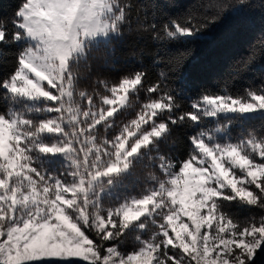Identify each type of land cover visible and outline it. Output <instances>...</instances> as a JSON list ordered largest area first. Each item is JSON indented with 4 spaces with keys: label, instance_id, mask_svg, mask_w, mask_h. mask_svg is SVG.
Masks as SVG:
<instances>
[{
    "label": "snow or ice",
    "instance_id": "1",
    "mask_svg": "<svg viewBox=\"0 0 264 264\" xmlns=\"http://www.w3.org/2000/svg\"><path fill=\"white\" fill-rule=\"evenodd\" d=\"M173 6L0 15V264H264V83L233 89L264 37L215 89L190 95L179 75L182 46L264 0ZM118 46L140 67L114 79Z\"/></svg>",
    "mask_w": 264,
    "mask_h": 264
},
{
    "label": "trees",
    "instance_id": "2",
    "mask_svg": "<svg viewBox=\"0 0 264 264\" xmlns=\"http://www.w3.org/2000/svg\"><path fill=\"white\" fill-rule=\"evenodd\" d=\"M144 2H151V0H144ZM168 2L174 5L168 8V12L177 15L185 12L197 0H168ZM19 3L20 0H0V15H10ZM262 37H264V12L260 9L227 17L210 29L200 40L182 46L191 50V55L179 72L184 87L190 95L205 88L215 89L221 81L229 77L232 66L246 56L250 48ZM143 44L144 42H141L139 46ZM148 47L150 48L151 45ZM131 51L132 49L127 46L123 48L118 46L117 59L120 72H103L101 68V73L115 79L132 67L139 68L140 65L130 55ZM95 55L102 56L103 53ZM144 60L145 64L150 62L148 57ZM93 63L101 67L102 61ZM261 83H264V60L258 61L252 72L237 77L233 83V89L259 86ZM259 125L260 122L257 121L253 127ZM185 151V148H181L179 154L183 155Z\"/></svg>",
    "mask_w": 264,
    "mask_h": 264
}]
</instances>
